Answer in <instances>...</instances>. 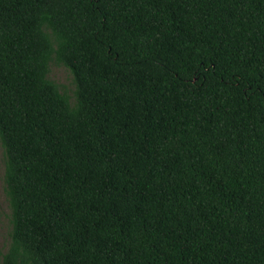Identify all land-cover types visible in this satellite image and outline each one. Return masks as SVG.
Wrapping results in <instances>:
<instances>
[{"label":"trees","instance_id":"1","mask_svg":"<svg viewBox=\"0 0 264 264\" xmlns=\"http://www.w3.org/2000/svg\"><path fill=\"white\" fill-rule=\"evenodd\" d=\"M0 145L1 264H264V0H0Z\"/></svg>","mask_w":264,"mask_h":264},{"label":"rangeland","instance_id":"2","mask_svg":"<svg viewBox=\"0 0 264 264\" xmlns=\"http://www.w3.org/2000/svg\"><path fill=\"white\" fill-rule=\"evenodd\" d=\"M49 78L57 83L61 90L73 96L75 85L73 82V75L70 70L62 64L52 62L50 64ZM10 209L5 193L4 184V153L0 145V264L2 261V255L6 252L10 238Z\"/></svg>","mask_w":264,"mask_h":264}]
</instances>
